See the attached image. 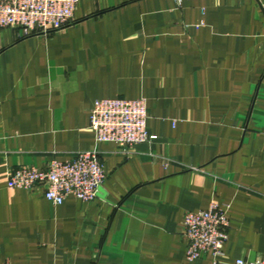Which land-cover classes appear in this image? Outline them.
<instances>
[{
    "label": "crops",
    "instance_id": "0c3cea01",
    "mask_svg": "<svg viewBox=\"0 0 264 264\" xmlns=\"http://www.w3.org/2000/svg\"><path fill=\"white\" fill-rule=\"evenodd\" d=\"M103 98H145L157 139L98 143ZM93 149L92 202L9 186ZM212 203L230 206L218 264L264 257V0H81L59 30L0 25V264H215L187 259L184 226Z\"/></svg>",
    "mask_w": 264,
    "mask_h": 264
},
{
    "label": "built area",
    "instance_id": "2783aa9c",
    "mask_svg": "<svg viewBox=\"0 0 264 264\" xmlns=\"http://www.w3.org/2000/svg\"><path fill=\"white\" fill-rule=\"evenodd\" d=\"M81 0H0V25L14 27L22 36L64 28L73 19ZM149 110L145 98L96 99L91 107L90 128L98 143H116L123 150L153 141L148 129ZM107 175L98 149L83 150L64 161L53 160L47 167L21 166L10 175L9 186L32 190L45 187L44 195L55 205L68 196L85 202L101 194ZM228 204L212 203L207 209L185 215L187 259L195 261L211 252L215 264L224 255L229 238ZM236 264H264V257L254 260L240 258Z\"/></svg>",
    "mask_w": 264,
    "mask_h": 264
},
{
    "label": "water",
    "instance_id": "95a60500",
    "mask_svg": "<svg viewBox=\"0 0 264 264\" xmlns=\"http://www.w3.org/2000/svg\"><path fill=\"white\" fill-rule=\"evenodd\" d=\"M100 191H101V193H105V191H104V189L102 188V189H100Z\"/></svg>",
    "mask_w": 264,
    "mask_h": 264
}]
</instances>
